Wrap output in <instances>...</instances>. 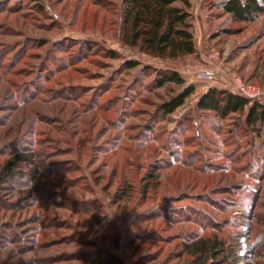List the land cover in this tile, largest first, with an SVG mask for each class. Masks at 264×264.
I'll return each mask as SVG.
<instances>
[{"label": "rangeland", "instance_id": "rangeland-1", "mask_svg": "<svg viewBox=\"0 0 264 264\" xmlns=\"http://www.w3.org/2000/svg\"><path fill=\"white\" fill-rule=\"evenodd\" d=\"M189 1L195 53L165 61L122 45V0H0V264H264V120L195 109L234 80L264 106V14ZM147 67L194 92L164 113L182 88Z\"/></svg>", "mask_w": 264, "mask_h": 264}, {"label": "trees", "instance_id": "trees-1", "mask_svg": "<svg viewBox=\"0 0 264 264\" xmlns=\"http://www.w3.org/2000/svg\"><path fill=\"white\" fill-rule=\"evenodd\" d=\"M189 0H122L120 15V37L123 46L152 59L176 61L195 53L192 34V14ZM224 12L237 22L250 20L254 16L264 14V0H224L221 3ZM137 61L127 62V67L134 68ZM157 72V85L172 83L182 91L169 102L163 104L164 113L172 112L194 92L192 84H185L183 78L175 71ZM195 109L202 112H213L219 117L232 113L245 114L247 126L256 129L257 124L264 120V106L257 101L251 102L231 91V89L214 86L202 93L195 103ZM22 160H27L26 156ZM8 170L1 177L9 176ZM36 172H32L33 182ZM215 242H213V245ZM205 247L193 250L197 258L202 256ZM100 264H121L112 254L100 257Z\"/></svg>", "mask_w": 264, "mask_h": 264}, {"label": "built area", "instance_id": "built-area-1", "mask_svg": "<svg viewBox=\"0 0 264 264\" xmlns=\"http://www.w3.org/2000/svg\"><path fill=\"white\" fill-rule=\"evenodd\" d=\"M218 53L214 49H210L207 54V59L211 61L212 59H217ZM197 77L201 80L205 81H213L214 80V72L210 69H201L197 72ZM231 91L243 98L248 100H259L261 98L260 93L257 89L252 86H245L242 83L234 80Z\"/></svg>", "mask_w": 264, "mask_h": 264}, {"label": "crops", "instance_id": "crops-1", "mask_svg": "<svg viewBox=\"0 0 264 264\" xmlns=\"http://www.w3.org/2000/svg\"><path fill=\"white\" fill-rule=\"evenodd\" d=\"M209 88V87H208ZM226 88V87H225ZM207 91V89L204 91V92H206Z\"/></svg>", "mask_w": 264, "mask_h": 264}]
</instances>
